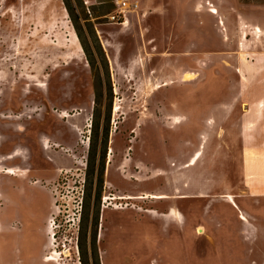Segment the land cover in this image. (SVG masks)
I'll list each match as a JSON object with an SVG mask.
<instances>
[{
    "label": "rangeland",
    "instance_id": "1",
    "mask_svg": "<svg viewBox=\"0 0 264 264\" xmlns=\"http://www.w3.org/2000/svg\"><path fill=\"white\" fill-rule=\"evenodd\" d=\"M262 100L264 0H0V264H264Z\"/></svg>",
    "mask_w": 264,
    "mask_h": 264
},
{
    "label": "crops",
    "instance_id": "2",
    "mask_svg": "<svg viewBox=\"0 0 264 264\" xmlns=\"http://www.w3.org/2000/svg\"><path fill=\"white\" fill-rule=\"evenodd\" d=\"M262 102H264L263 100L262 101H259V102H257V103H249L248 105H247V107H249V109L247 108V109H244L242 112H241V116H242V118H243V116H246V115H248V114H250V113H252L253 112V107H255V109L257 110H254V115H257V116H260L261 115V122H264V105H262ZM253 123V122H252ZM252 123H250V125L249 126H247V125H245V129L247 128V129H250V128H252L253 126H252ZM263 132H264V130H262ZM244 131H240V133H243ZM11 154H15V153H11ZM236 201V200H235ZM34 201H32V202H30V204H32L31 205V207H33V211L31 212V216H27L28 218H29V220H30V223H29V228H30V231H31V229H32V227H31V225H33V226H36L37 227V225L40 227V224H41V222L38 224V222H39V220L41 219V221H42V218H43V216L42 217H40L39 218V220H38V222L37 223H35V220L33 219L34 218V215H35V211H34ZM231 206V205H230ZM232 207V206H231ZM233 208V207H232ZM234 209V208H233ZM236 210V209H235ZM15 211V213H14V215H17L18 214V212L20 213V211H17L16 209L14 210ZM238 211V210H237ZM239 213V212H238ZM11 216L13 215V213L12 214H10ZM240 218V217H239ZM241 220V219H240ZM242 221V220H241ZM245 223V222H244ZM247 224L249 223V220H248V222H246ZM13 235H15V234H13ZM12 235V236H13ZM11 236V237H12ZM20 238V237H19ZM11 239V238H10ZM23 246V245H22ZM41 246H38V249L37 250H35V252L34 253H31V252H28V255L29 256H31V257H37L38 256V254L40 253V251H41ZM26 250L27 251H29V248H28V246L26 247Z\"/></svg>",
    "mask_w": 264,
    "mask_h": 264
},
{
    "label": "bare ground",
    "instance_id": "3",
    "mask_svg": "<svg viewBox=\"0 0 264 264\" xmlns=\"http://www.w3.org/2000/svg\"><path fill=\"white\" fill-rule=\"evenodd\" d=\"M211 10H213L214 12H217V9H215L214 7H212L211 8ZM259 30V29H258ZM258 32H262V30H259ZM257 33V32H256ZM263 33V32H262ZM259 35V34H258ZM257 38V37H256ZM148 86V85H147ZM164 86H168V84H165ZM153 89V88H152ZM151 93V92H150ZM119 107L117 106V108H116V112L119 110L118 109ZM181 119V118H180ZM176 120V122L177 121H179V118H176L175 119ZM21 158H24V156H20ZM8 158H11V159H13V158H15V157H10V156H8ZM17 170V169H16ZM6 173H8V174H11V175H14V176H16L17 174H16V171H15V168L14 167H10V168H8V170H7V172ZM150 198H152V199H154V200H165V199H169V196H167V195H163V194H159V193H152L151 195H150ZM230 202L232 203V204H234L235 206H237V204H236V202H235V200H234V197L233 196H230ZM203 231H204V229L203 228H200L199 229V232H200V234L201 233H203ZM49 262H53V263H57V259L53 256V257H51L50 259H49Z\"/></svg>",
    "mask_w": 264,
    "mask_h": 264
},
{
    "label": "built area",
    "instance_id": "4",
    "mask_svg": "<svg viewBox=\"0 0 264 264\" xmlns=\"http://www.w3.org/2000/svg\"><path fill=\"white\" fill-rule=\"evenodd\" d=\"M126 5L127 4L125 2H121L120 5H119V8L123 9L124 7H126ZM118 18H119V16H118ZM113 19L116 20L117 16H114Z\"/></svg>",
    "mask_w": 264,
    "mask_h": 264
}]
</instances>
